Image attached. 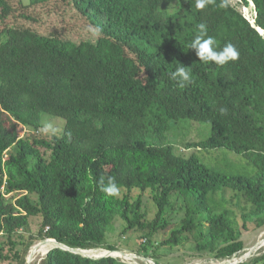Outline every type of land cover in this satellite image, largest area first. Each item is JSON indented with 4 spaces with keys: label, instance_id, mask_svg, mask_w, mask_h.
I'll return each mask as SVG.
<instances>
[{
    "label": "trees",
    "instance_id": "1",
    "mask_svg": "<svg viewBox=\"0 0 264 264\" xmlns=\"http://www.w3.org/2000/svg\"><path fill=\"white\" fill-rule=\"evenodd\" d=\"M236 1L252 4V25L227 0L202 10L196 0H0V264H25L47 240L119 252L106 240L118 221L147 259L160 235L158 248L226 261L244 250L243 233L264 230V0ZM200 24L239 59L199 60L190 46ZM84 26L94 42L66 35ZM180 66L192 77L183 87L171 79ZM44 115L63 121L62 135L42 136ZM180 120L209 126L181 145L188 156L168 144ZM109 177L116 198L100 190ZM38 264L127 263L53 249ZM246 264H264V252Z\"/></svg>",
    "mask_w": 264,
    "mask_h": 264
},
{
    "label": "rangeland",
    "instance_id": "2",
    "mask_svg": "<svg viewBox=\"0 0 264 264\" xmlns=\"http://www.w3.org/2000/svg\"><path fill=\"white\" fill-rule=\"evenodd\" d=\"M227 1L232 7H234L237 11H239L246 20H248L247 17L250 19L254 18L253 16L255 14H253V7L251 5L248 8H244L236 0H227ZM22 2L23 4H27L28 0H22ZM51 17L52 16H50L49 21ZM50 22L54 28L59 25L61 26V24L58 23L57 17L54 19L52 18ZM67 34H70V35L79 34L81 39L88 40L89 42H94L97 38V34L94 33L93 30L87 26L80 28V30H78V33L77 31L75 32L71 30L70 32L66 33V35ZM2 120H3V125L8 128L9 121L7 120V118L3 117ZM45 122L51 123L54 127H59L61 129H63V126H64V123L62 120H59V119L53 120L52 117H49L46 115L42 116V123L44 124ZM169 125H170V128H169V132L167 135L168 144H170L173 147V151L177 155L188 156L191 153V151H186L182 148L181 145L183 143L190 142V141H194V142L202 141V140H205L209 136V126L207 124L180 120L177 122H172ZM18 132L19 134L21 133V131H18ZM32 134L33 132L29 131V135H31V137H33ZM42 136H46V134L42 133ZM137 194L138 193H134V195H137ZM179 207H180V203L177 202L175 213L172 214L173 221L180 219L182 216L179 210ZM143 208H144V211L146 212L147 219L152 220L155 214V210L150 200V195L148 193L144 195ZM39 224H40V221L38 219L36 220L32 219L30 221V227H31L30 232L32 234L37 233ZM121 228H122L121 222L120 221L116 222L114 224V232L108 235L106 240L108 243L117 245L118 247L117 249L119 250V252L124 253L125 255H127V257H128V254L138 256V258L132 257V258L124 259L125 260L124 262H127L129 264L137 263L139 258L147 260V261L150 260L152 261L153 264H224L225 262V261H215V259H213L210 256H206L202 258L195 257L194 252L192 251V246L190 245L179 248V249H174V250H168L166 248H158V244L160 243V240L162 238V236L160 235L154 237L152 248L148 249V255L150 257L151 256L153 257L154 255L155 259H151V258L147 259V258L142 257L140 253H138L140 250L139 244H138L140 235L139 234H127L125 236H120ZM263 236H264V230L243 233L242 241L244 243V250L240 254L235 256L236 260H238L237 264H246L250 259H252L253 257L259 256L260 254L264 252L263 247L259 248L261 250L256 249V245L262 239H264ZM43 242H38V243L43 244ZM38 243H35L34 246L38 245ZM49 247L50 246L43 247L42 249H40V254L35 255V257L33 258L32 264H38L40 260L44 257L45 252L47 251ZM31 248L29 249L25 257V264H26V258H29V253H30ZM245 256H246L245 259H243L242 261H239Z\"/></svg>",
    "mask_w": 264,
    "mask_h": 264
},
{
    "label": "clouds",
    "instance_id": "3",
    "mask_svg": "<svg viewBox=\"0 0 264 264\" xmlns=\"http://www.w3.org/2000/svg\"><path fill=\"white\" fill-rule=\"evenodd\" d=\"M211 2L212 0H196V8L202 10L206 7L207 4ZM198 28L200 34L195 36V38L191 42L190 47L192 50H195V54L199 60L211 61L217 65L223 66L229 62H234L239 59L240 53L235 45H233L232 43H227L222 49L217 50L216 40L211 36H207L206 25L200 24ZM171 79L176 80L178 85L181 87L192 83L191 73L187 70L185 66H180L176 69L175 72L171 73ZM226 111V109H220L222 115L225 114ZM40 131L46 135L52 136L63 134V130L61 128L54 127L51 123L47 122L43 124ZM100 190L107 197L116 198L120 195V187L111 177L108 178L106 184L103 182V180L100 182Z\"/></svg>",
    "mask_w": 264,
    "mask_h": 264
},
{
    "label": "bare ground",
    "instance_id": "4",
    "mask_svg": "<svg viewBox=\"0 0 264 264\" xmlns=\"http://www.w3.org/2000/svg\"><path fill=\"white\" fill-rule=\"evenodd\" d=\"M251 6H252V4H251ZM254 14V13H253ZM254 17V16H253ZM247 19H248V21L251 23V24H253V19H250V18H248L247 17ZM259 31V33L261 34V35H264V33L263 32H261L260 30H258ZM264 237V236H263ZM262 239V238H261ZM260 239V240H261ZM35 245V244H34ZM32 246V248H31V250H30V253H29V258H26V264H32L33 263V258L35 257V255H37V254H40V249H42L43 247H48V246H50V244H45V243H38V245H36V246ZM260 247H263L264 248V239H262L261 241H260ZM253 250V249H252ZM259 250H261V249H259ZM255 251H257V250H255ZM93 252H95V253H93ZM86 256H88V257H90V258H97V257H100V256H111V257H113V258H115V259H118V260H120L121 262H124L125 260L124 259H126V258H132V256H129L128 255V257H127V255H125L124 253H122V252H108V251H104V250H101V249H93V250H90V251H86L85 253H84ZM250 255V254H249ZM247 256V255H246ZM246 256L244 257V258H242L241 260H239V261H242L243 259H245L246 258ZM250 257V256H249ZM138 261L139 262H141L142 264H153L152 262H142L141 261V259H138ZM237 262H238V260H236V258L235 257H233L232 259H230V260H226L225 262H224V264H237ZM124 263H127V262H124ZM127 264H129V263H127ZM134 264H138V263H134Z\"/></svg>",
    "mask_w": 264,
    "mask_h": 264
},
{
    "label": "water",
    "instance_id": "5",
    "mask_svg": "<svg viewBox=\"0 0 264 264\" xmlns=\"http://www.w3.org/2000/svg\"><path fill=\"white\" fill-rule=\"evenodd\" d=\"M258 31V30H257ZM259 32V31H258ZM43 243H45V244H50V247L47 249V251L45 252V255L49 252V251H51V250H53V249H62V250H66V251H69V252H71V253H73V254H76V255H80L81 257H84V258H87V259H92V260H99V259H103V258H113V257H111V256H100V257H97V258H90V257H88V256H86L84 253L86 252V251H72V250H67L65 247H63V246H61L60 244H58L57 242H55V241H53V240H47V241H44ZM260 248V242L256 245V249H259ZM128 255H130V254H128ZM131 256V255H130ZM136 257H138V256H136ZM113 259H115V258H113ZM142 261H144V262H147V260H144V259H141ZM148 262H152V261H148Z\"/></svg>",
    "mask_w": 264,
    "mask_h": 264
},
{
    "label": "built area",
    "instance_id": "6",
    "mask_svg": "<svg viewBox=\"0 0 264 264\" xmlns=\"http://www.w3.org/2000/svg\"><path fill=\"white\" fill-rule=\"evenodd\" d=\"M18 131H21V133L19 134V132H18V135H19V137L20 138H22L25 134H29V131L26 129V128H24V127H19L18 128ZM4 179H5V177H4ZM5 181V180H4ZM1 193L3 194V196L6 198V199H9L12 195H6L5 194V190H4V185L1 187ZM132 257H134V258H138V257H136L135 255H132V254H130ZM140 259V258H139ZM142 261V260H141ZM144 262V261H143ZM147 263H148V261H147Z\"/></svg>",
    "mask_w": 264,
    "mask_h": 264
}]
</instances>
